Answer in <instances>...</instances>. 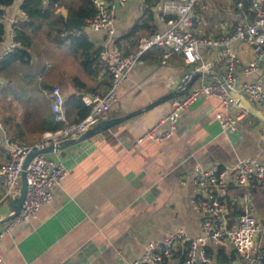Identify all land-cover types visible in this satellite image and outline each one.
<instances>
[{
    "label": "crops",
    "instance_id": "crops-1",
    "mask_svg": "<svg viewBox=\"0 0 264 264\" xmlns=\"http://www.w3.org/2000/svg\"><path fill=\"white\" fill-rule=\"evenodd\" d=\"M41 1L44 6L50 5V0ZM106 1L113 4L114 34L94 31L87 24L80 32L88 37L94 50L99 49L93 71L79 65L70 40L57 37L55 25H46L58 16L66 17L68 6L77 0H56L51 5L50 18L31 32L29 64L13 62L0 70V122L7 137L33 146L53 127H61L52 119L48 98L54 85L60 86L66 102L73 96L103 93L108 78L103 70L106 60L101 62L99 54L114 47L121 54L132 53L138 38L167 27L169 13L163 10L167 0ZM240 1L241 6L237 5ZM23 2L14 0L3 8L5 32L0 41V62L8 55L12 33L28 19L21 7ZM253 18L244 0H199L193 8L191 30L201 38H219L231 34L238 24L251 23ZM253 46L250 39L229 44L237 59L236 90L264 72V58L258 71L244 72L255 58ZM202 51L212 70L223 75V50ZM190 68L181 54L166 47L149 49L127 79L119 83L117 100L100 120L137 110L177 91ZM202 80L213 78L204 77L195 83ZM19 95L22 102L17 106L14 100ZM249 102L264 114V101ZM20 106L25 108L23 113ZM170 109L169 99L89 139L47 154L63 161L67 174L52 187L51 202L42 204L35 218L0 225V229L9 226L0 242V264H131L142 255L148 242H161L180 230L192 238L199 236L201 214L192 206L196 166H232L244 157L255 158L264 166V120L241 105L234 106L231 111L241 117L236 130L230 133L222 130L215 118L221 110L220 100L203 98L179 113L169 138H141ZM67 118L69 122L76 120L74 108L67 107ZM168 128L163 123L156 131ZM8 157V147L0 142V167ZM245 191V187L231 184L220 191L219 198L227 205L229 223L246 205L251 207L258 226L254 242L264 250V194L253 188L250 200L245 202ZM9 201L0 185V219L11 213ZM185 246L183 241L178 242L167 264H181ZM206 251L213 264H236L237 253L227 242L209 243Z\"/></svg>",
    "mask_w": 264,
    "mask_h": 264
},
{
    "label": "built area",
    "instance_id": "built-area-1",
    "mask_svg": "<svg viewBox=\"0 0 264 264\" xmlns=\"http://www.w3.org/2000/svg\"><path fill=\"white\" fill-rule=\"evenodd\" d=\"M118 1L122 3L126 0ZM198 1L167 0L163 10L169 13V17L165 21L167 27L163 31H155L138 38L136 50L132 53L121 54L118 48L114 47L109 52L99 54L101 62L106 60L105 68L110 75L109 87L103 93L89 94L80 98L89 108L88 113L81 120L68 121L66 99L60 86L54 85L48 92V98L52 119L54 123L62 124L61 127L47 132L33 146H26L7 137L0 122V142L4 143L9 151L8 160L0 167V185L4 188L6 198L11 199L19 195L21 172L29 151L32 148H43L49 144L55 145L63 140L76 138L98 123L117 100L119 83L127 79L130 70L149 49L157 46L166 47L172 52L181 54L184 61L191 65L190 72L183 78L179 87L184 86L195 72L212 70L211 62L203 59L202 50L219 48L223 50L226 62L221 77L228 86L235 89L237 59L229 47L234 41L252 40L255 58L245 66L244 72L249 74L260 69V61L264 58V0H250L254 14L251 23L238 24L231 34L219 38H201L192 32V12ZM92 3L96 8V14L87 26L94 31L104 30L112 36L114 34L113 4L106 0H92ZM237 5L241 6V2H237ZM11 37L7 54L13 52L16 47L14 32ZM236 91L248 101L263 102L264 72H259L253 81L244 82ZM210 97L220 100L221 110L216 112L215 118L222 130L234 132L241 114L233 113L231 109L241 104L237 97L232 96L222 84L213 79L194 83L184 93L171 98L170 111L146 130L141 138L150 137L157 140L169 138L176 129L179 113L195 101ZM163 123H167L169 128L157 133L158 126ZM25 171L26 195L13 220L27 221L35 218L39 207L51 202L52 187L63 180L68 169L63 161L54 160L47 154H37L30 160ZM193 182L196 193L192 199V206L201 214L200 235L192 238L180 230L161 242H148L142 255L134 259L131 264H166L174 257L175 246L180 241L186 245L181 264H213L206 247L209 243L223 242L230 244L236 251V264H264V250L257 247L254 242L258 226L251 207L246 205L234 221L229 223L227 205L219 198L220 191L231 184L246 188L243 193L245 202L250 200V191L253 188H259L264 194L263 164L255 158L244 157L232 166L219 163H212L207 167L197 165ZM8 230L9 226L0 229V242ZM2 259L0 249V263Z\"/></svg>",
    "mask_w": 264,
    "mask_h": 264
},
{
    "label": "trees",
    "instance_id": "trees-1",
    "mask_svg": "<svg viewBox=\"0 0 264 264\" xmlns=\"http://www.w3.org/2000/svg\"><path fill=\"white\" fill-rule=\"evenodd\" d=\"M56 0H50L49 6H44L41 0H24L22 9L28 14V19L25 20L14 32V41L16 47L13 52L4 56L0 62V70L10 66L13 62H20L22 64H29L31 55L29 48L31 45V32L38 29L44 24V21L50 18V7ZM149 1V0H148ZM249 1V2H248ZM14 0H0V41L4 35L5 29L1 22L4 15V9L10 6ZM242 3V1H240ZM245 4L250 5V0H244ZM96 8L92 0H77L76 4L68 6V14L66 17L58 16L47 22V26L55 25L57 28V37H66L70 40L72 46V54L77 59L79 65L85 71H93V65H96V57L99 49L94 50L92 43L88 37L82 33V28L95 16ZM61 34V35H60ZM106 81V89L109 87L110 75L105 67H103ZM72 107L76 110V122L81 120L89 111L80 98L70 97L66 102V108ZM74 121V122H75ZM58 125L53 127L52 131L58 129ZM167 264V263H166Z\"/></svg>",
    "mask_w": 264,
    "mask_h": 264
},
{
    "label": "water",
    "instance_id": "water-1",
    "mask_svg": "<svg viewBox=\"0 0 264 264\" xmlns=\"http://www.w3.org/2000/svg\"><path fill=\"white\" fill-rule=\"evenodd\" d=\"M119 2H117L118 5ZM191 70V68H190ZM190 70H187L190 71ZM185 74H183L182 77H184ZM204 77H209V78H213L215 79L218 83L222 84V86L234 97H237L239 99V102L241 104V106L247 110L248 113L264 120V114L258 112L256 110V108L246 99V97L238 94V92L228 86L222 79L221 75H219L218 73L214 72L213 70H207V71H197L193 74V76L191 77V79L182 87H179V89L175 92H171L169 94H166L165 96H162L161 98H158L152 102H150L149 104H147L146 106H143L142 108H139L137 110L128 112L126 114L120 115V116H116V117H112V118H107V119H103L100 120L98 123H96L94 126L86 129L81 135H79L76 138H70V139H66L63 140L61 142H59L58 144H49L48 146H44L43 148H32L25 161L23 164V170L21 172V178H20V192L19 195L15 198H11L9 201V204L12 208V211L9 215H7L6 217L0 219V225L2 223L8 222L10 220H13L15 218V216L17 215V213L19 212V209L22 205V202L24 200V197L26 195V188H27V182H26V176H25V169L28 165V163L30 162V160L37 154H50L52 152H56V151H60L63 149H66L74 144L80 143L86 139H89L91 137H93L94 135H97L101 132H104L105 130L110 129L111 127L118 125L128 119H131L132 117L136 116L137 114L148 110L166 100H169L175 96H178L182 93H184L191 85H193L198 79L204 78Z\"/></svg>",
    "mask_w": 264,
    "mask_h": 264
},
{
    "label": "rangeland",
    "instance_id": "rangeland-1",
    "mask_svg": "<svg viewBox=\"0 0 264 264\" xmlns=\"http://www.w3.org/2000/svg\"><path fill=\"white\" fill-rule=\"evenodd\" d=\"M16 98H17V99L14 100V104H17V106H19V105H20V102H22V100L20 99L21 96L19 95V96H17ZM20 110H21L22 113H23V111L25 110V108L20 106Z\"/></svg>",
    "mask_w": 264,
    "mask_h": 264
}]
</instances>
